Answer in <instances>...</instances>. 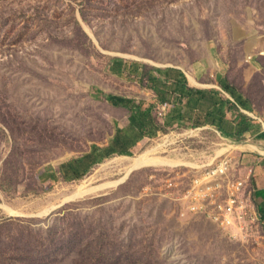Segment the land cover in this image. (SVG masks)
<instances>
[{
  "label": "rangeland",
  "instance_id": "1",
  "mask_svg": "<svg viewBox=\"0 0 264 264\" xmlns=\"http://www.w3.org/2000/svg\"><path fill=\"white\" fill-rule=\"evenodd\" d=\"M115 58L179 69L191 86L232 100L226 80L264 116V0H0V264H264L257 211L231 235L188 208L192 167L230 142L214 127L165 128L80 179L60 168L126 124L128 109L105 95L156 100L140 80L113 72ZM167 108H157L161 122ZM237 144L232 165L252 169L255 205L264 140L246 134ZM148 151L166 165L71 197L82 185L122 180Z\"/></svg>",
  "mask_w": 264,
  "mask_h": 264
},
{
  "label": "trees",
  "instance_id": "2",
  "mask_svg": "<svg viewBox=\"0 0 264 264\" xmlns=\"http://www.w3.org/2000/svg\"><path fill=\"white\" fill-rule=\"evenodd\" d=\"M112 62L115 74L128 80H140L142 87L153 91L157 104L145 108L144 103L137 104L129 98L104 94L113 106L128 109L129 125L126 131L117 128L116 135L108 147H92L91 153L84 157L87 161L84 175L106 158L114 155L131 156L130 148L141 140L155 138L165 128L175 126L186 128L211 126L220 133V137L233 142H240L246 134L264 140V132L261 131L260 125L240 110L249 112L250 106L226 80H222L220 86L232 100L224 97L218 90L190 86L186 74L179 69L156 67L147 69L140 63L121 58H115ZM144 69L147 72L144 73ZM159 106L170 107L163 122L157 115ZM226 109L234 111V119L228 118ZM254 195L255 209L260 220L264 222V190L256 191ZM258 196L262 197L260 202L256 200Z\"/></svg>",
  "mask_w": 264,
  "mask_h": 264
},
{
  "label": "built area",
  "instance_id": "3",
  "mask_svg": "<svg viewBox=\"0 0 264 264\" xmlns=\"http://www.w3.org/2000/svg\"><path fill=\"white\" fill-rule=\"evenodd\" d=\"M240 110L264 132V116ZM240 147L237 142L230 141L201 164L193 166L195 175L186 195L191 201L190 211L202 214L231 235L242 232L257 218L255 205L250 193L247 194L252 169L238 174L232 165L231 154Z\"/></svg>",
  "mask_w": 264,
  "mask_h": 264
},
{
  "label": "bare ground",
  "instance_id": "4",
  "mask_svg": "<svg viewBox=\"0 0 264 264\" xmlns=\"http://www.w3.org/2000/svg\"><path fill=\"white\" fill-rule=\"evenodd\" d=\"M248 147H250L253 150H257L256 146L248 145ZM153 153H154L153 151H148V152L140 155L139 157L133 159L131 168L129 169V171L125 175L126 177H124L122 180L116 181V182H108V183L95 185V186L94 185H91V186L82 185L77 189V191L75 193L72 194L71 197L75 198V197H81V196L95 194V193H101L105 190H108L112 187H116V186L120 185L121 183H123L129 177V175L135 170H138V169H141L144 167H148V166L166 165V161L155 157L153 155Z\"/></svg>",
  "mask_w": 264,
  "mask_h": 264
},
{
  "label": "crops",
  "instance_id": "5",
  "mask_svg": "<svg viewBox=\"0 0 264 264\" xmlns=\"http://www.w3.org/2000/svg\"><path fill=\"white\" fill-rule=\"evenodd\" d=\"M183 72V71H182ZM191 86V85H190ZM193 87V86H192ZM133 100V99H132ZM136 102V101H135ZM137 104H139V103H144V102H140V101H138V102H136ZM152 104H157V102H156V100L152 103ZM152 104H150V105H152ZM150 105H146L145 103H144V107L145 108H147V107H149ZM169 108L170 107H168L167 109L169 110ZM129 112V111H128ZM168 112V111H167ZM166 115V114H165ZM165 117V116H164ZM158 118H159V120H161V118L158 116ZM162 119H164V118H162ZM128 125H129V115H128V118H127V122H126V124L123 126V127H118V128H120V129H122V130H125L126 131V128L128 127ZM117 132V131H116ZM116 135V134H115ZM115 137V136H114ZM114 139V138H113ZM112 139V140H113ZM111 140V141H112ZM111 143V142H110ZM110 143L108 144V145H106V146H104V147H108L109 145H110ZM135 147V146H134ZM134 147H132V148H130V151L132 152V149L134 148ZM101 148H103V147H101ZM91 151H92V149L88 152V153H86V154H84V156H82L81 158H79V159H70V160H68L67 162H63L62 163V165H60V168L62 169V170H65L66 171V175H68L69 177H71V179H76L77 177H82V176H84V174H83V171L86 169V167H87V164H86V158H84L86 155H88L89 153H91ZM96 166V165H95ZM92 169V168H91ZM76 170V171H75ZM88 173V172H87ZM57 176H58V173L55 171V172H53L52 173V175H51V179H53V180H55V179H57ZM263 183H264V179H263ZM260 190H264V187H260V188H257L256 190H255V192L256 191H260ZM256 200L258 201V202H260L261 200H262V197L261 196H258L257 198H256Z\"/></svg>",
  "mask_w": 264,
  "mask_h": 264
}]
</instances>
